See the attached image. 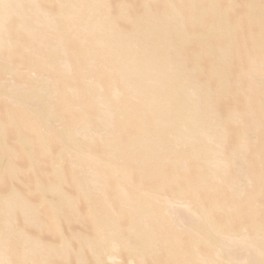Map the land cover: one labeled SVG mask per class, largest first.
I'll return each instance as SVG.
<instances>
[{
  "label": "rangeland",
  "instance_id": "obj_1",
  "mask_svg": "<svg viewBox=\"0 0 264 264\" xmlns=\"http://www.w3.org/2000/svg\"><path fill=\"white\" fill-rule=\"evenodd\" d=\"M36 1V3L32 4L33 6L26 2L28 3L26 11L24 7H22L24 9L23 12L21 11L22 15L25 16L23 13H26V15L30 16V18H28L27 16H25L26 18L24 17L25 23L23 20L24 18L21 17V19L23 18L22 21L20 19V16L17 15H14L15 17L12 16L11 19H8V22H6V37L9 41H7V43H12L13 46L11 47V45L9 44L11 48L10 49L9 46H7L8 44L6 43L7 45L4 46L5 48H0V120L4 121L6 119L5 122H7L9 120L8 118L13 117L14 115H25L28 112V108L30 111V109H32L33 107H36L38 111L32 113L31 117L35 118L36 122L39 123V125L43 120L45 114L43 110L46 109V107H49L51 115L49 121H47L48 126L45 130L42 129V126H37L38 124L35 123L36 126L34 125V127L37 128H33L32 126H30V124L29 126L32 129L27 131L29 128L25 127L26 123L23 122H31V120L33 119L30 120V115H27L29 117L28 120L24 119L25 116L22 115V119H24L21 120L23 121L22 123H20L21 121H19L18 119V127L23 126L19 129L24 128V133L26 131L25 135H27V137L29 135V138H32V143L28 146L29 150H31L32 152L29 151V154L23 151V144L21 140L18 139L19 129L16 123H12L11 120H9L10 122H7V126L4 129V139H6L4 140V145H2V141L0 139V166L1 163L3 164V162L1 161L5 160V158L7 159L8 155V157H10L9 161L12 160L11 164L14 163L15 165H12L14 166L13 169L15 173L12 176L9 174L7 169L0 170V210L4 207L2 200L5 198V196L11 194V190L13 191V189H15L16 191L18 190L17 192L24 195L23 197L25 199H23L25 201L27 200V203L29 202V205L33 207L32 210H34L36 221L30 220L32 222L31 224L29 220H26V218H24V214H22L21 212L17 213L18 209H16L14 213L15 215H13L15 221H12V226L10 225L4 229L5 232H8L10 230L8 232L10 240H8L9 243H7L9 245V248L6 246L7 244H5V246L8 249H20V245H22L23 240L18 237L16 233L17 229H22L23 231H25L27 237L33 240H37V244L39 243V240H41L44 243L43 245L45 247L44 249H42L43 245L40 243L42 245V247L40 246L41 249L39 248L40 251L37 250V253L32 255V257L36 256V258L32 259V257H30L26 260L20 259V254H12L11 251L6 249V254H9V256L7 255V257L5 255L6 259L3 256V260L5 259L3 263L33 264L35 261L34 264H40V259L43 258L41 263H44L45 258L47 262H45L44 264H48V261H52V263L49 264H77L76 257L78 258V256H76L77 254H73V249L72 251L69 250V245L71 246V248H74V251L79 252V241H77L78 239L75 238H77L79 235V240L86 239V237H88V239L92 238L95 229L94 224L89 220V217L87 216L90 204L78 191L80 190V186L85 183V180L86 184L88 185L92 182L94 183L96 180V183L94 184H98V191H100V193L102 192L101 194H103V198H101L102 195L99 192L95 191L96 193L100 194V197L94 193L95 195L92 197V199L96 198L95 196H97V198L93 199V202L98 198L101 199L94 202V206H96L97 209H102V212H100L101 214L103 213L102 215L105 214V216L107 217V214L109 213V215H111L109 217L118 219L119 225L117 226V229L119 228V230H121H118L119 233H125L124 235L132 237V239H130V241H132L130 242L131 246L132 244L137 245V243H139V240L134 235L140 230V227L130 225V221H132L133 215L127 212L128 210L126 211L127 203H125L124 201L120 202L118 200V194L121 188L125 189L126 191L128 190V193L131 194L132 197L135 198L133 199L137 200L138 202L140 201L144 204L145 201L150 200L154 209L157 210L160 207L164 206L166 203L168 204L169 202L174 201V197L178 194H183L184 197L193 195L194 190L196 191L195 185L199 183V186L197 187H200L198 189V192L200 193V203L203 204V209L199 213L192 214L191 212H185L183 206H178L177 204V206L174 205L173 211L171 210L173 212V215H168V213L167 215L165 214L164 218H162V223L167 224L166 221L170 219L169 217L172 218L173 216L176 218L178 216V219H181L182 217V219L185 220L183 221L181 219L182 222H179V224H173L170 227H167V225H163L162 223H160V226L158 225L162 228H157L161 229V231H157L155 235L156 237L154 236L155 239L153 240V243H156V245L160 244V247H157V249L161 251L159 252L155 248L156 254H154L155 252L152 253L150 251H146V253L143 251V255L138 254L137 257H142L146 262L145 264H173V261H175L173 260V258L176 259L177 257L175 258V256L177 255L175 254L176 247L173 245L171 246V242L172 240H174L175 244L176 237L177 242H182L181 246H183L184 244L189 245L190 242L192 243L191 240H199L198 244L201 243L200 245H202L201 247L200 245H198L199 251L201 250V253H203L204 255L207 253L210 256V253H213V249L210 243L205 240L207 237L206 235H209L208 238L211 237L212 243L214 239H216V237L212 236L209 232V230L214 229V225L216 223H229L232 232H235L233 236L229 237L223 235L218 236V238L222 239L223 243L229 244V249L226 250L228 251L226 254L234 259L241 257L245 253L247 255L253 254L254 247H252V244L256 243L257 246L261 244L262 246H264V231L261 230V232L257 235L251 229L256 223H259V225L262 223L263 226H261L264 230V0H262V2L260 0L104 1L106 4H104V7L106 8L107 6L108 8V10L104 8V11L106 10L105 13L110 14L107 15L110 19V26L112 25V28H114V30H120L122 35H124L123 32H126L127 39L125 38V40H127V42H135L139 44V46L140 42H143V44H141L142 46L145 45L146 42L148 43L149 39L150 42L153 39V44L155 46H153V44H151L150 42L148 44L150 46L152 45V49L158 47L156 48V50H158V54L156 53L157 55H155V49L154 51L149 50L152 51L153 54L151 52L150 53L153 58H155L154 55L156 56L155 59H157V57L159 58L160 56H165L167 57L166 59L170 61L169 63H173L170 68L167 67L168 65L166 66V68L170 70V73L174 74H170L167 70L165 73L166 75L168 72V76L166 75V79L168 78L169 80H171V76H176L177 79L173 78L171 82H177V85H179L180 83L182 86L184 85L185 88L187 86V88H192V100L194 99V102L199 101L201 103L200 106V103L198 102V108L200 106V112L198 111L199 115L197 116L198 120H200L199 118L201 117L202 122L200 123L203 124L204 121L203 125L205 127L203 126V130H205L206 127L208 129L214 127V130L209 131L210 129L207 130V128L205 130L209 134L208 137L211 138L209 141L208 139H206L207 141H204L205 138H203L202 141H199L200 139H197L195 137V139H197V142L199 141L198 144H195V140H193L194 147L191 146L192 149L191 147H189L191 144H188V146L184 147L188 148L187 150L189 151V153H187V151H185L186 149L183 148L184 145L180 146L181 148L179 147L178 149H176L179 152L177 153L178 155H181V152L188 154V156H185V160H187L185 161V165L179 166L175 169L172 167V165L168 166L171 163V161L169 162V160H173L175 157L179 158V156L171 155L170 159H167V162L165 160V162H161L162 164H160V168L162 169H160L159 172H156V175L155 171L150 168V160L142 158L144 152L146 151L140 148L141 151L138 150V152H140L141 156L138 157V152H134V154L132 153L133 151L131 152L130 150L131 142L129 139H133L134 137H137L138 134H140V132L138 131L140 120L138 121L139 118L137 117L138 119H136V117L133 116L131 119L130 111L138 110L140 108L139 106L141 104L140 102L142 98L144 100V98L148 96H142L140 100L128 103L125 101V95H127L128 93L124 88V90H122V93L119 94L121 96L123 95L122 97H116L112 94H109L108 90L110 89V84H112V81L114 82V80L112 79L113 77L116 78V74L115 72L113 73V71L112 74L111 71H107L106 73L105 71L107 66L106 68H104L105 66L100 64L101 66H103L102 68L99 65V62H97L98 60L96 59L98 58L99 61H101L103 59V57L100 59V55L102 53H98L100 57H97V54H95V56L92 55L93 60L94 57H96V62L93 63L94 66H88L89 68L86 66L88 60L86 59V57L80 55L79 53L80 48L78 39L82 38L80 33L78 39L77 34V36H67L62 42V48L53 50L52 48L54 44L52 45V43L56 38L58 39V35L56 34L58 27L56 26H59V24L55 26L56 32L54 31V27H51L52 29L50 28L51 30H49V27H46V24L41 21L43 19V17L41 16L44 15H40L39 12L43 9L45 11H43L44 14H48L47 9L48 11L53 10L55 8V5L48 3L47 0ZM38 1L39 3H41L39 4ZM24 3L25 2L23 1L22 5ZM251 4L256 7L260 4L262 7L258 6L259 8L251 11L248 9V6ZM29 5L31 6L30 10L28 9L30 8ZM34 6L36 11H39L37 15H34L36 12L34 11ZM31 10L32 12L34 11L33 15H30L32 13ZM29 12L31 13L28 14ZM34 17L35 20L33 19ZM171 17H176L178 18L177 22H179V20L181 22H172L173 20L171 19ZM39 18L42 19L40 20ZM169 18L171 19V23H175L173 24L174 28L175 25H181V27L178 26L180 28L176 27L177 29H172L170 27L172 26V24L170 23ZM37 19H39L41 24L38 23L39 21L37 22ZM160 19H163V21L165 20L164 22L169 21L170 26L167 24L168 22L165 23L168 26L165 25L160 27V24H156L157 27L162 29H158L157 31L155 27L154 31L152 29V26L155 25V23L151 26L149 24V20L157 21L159 23L160 21H162ZM259 20H261L263 23H259ZM113 21L116 25L112 23ZM153 21H150V23H153ZM143 23L149 24V26ZM163 23L162 25H164ZM146 26L149 27L150 31L147 30L148 27ZM144 27H146L147 29ZM143 28L144 31L142 30ZM130 32L133 34H131ZM143 32H145L146 34ZM31 33L33 34V36L34 34L39 35V38H37L38 36L36 37L35 35L36 39L34 37L33 41V37H30L29 35ZM147 33H149V35ZM156 33L159 34L157 35ZM135 34H139V37ZM142 34H145L147 36V38L144 39L145 42L141 41L144 36H142ZM133 35L135 36L133 37ZM140 35L142 36V39L138 42V40L141 38ZM150 35L155 36H153L152 38V36ZM52 37H54V39ZM131 37L135 39L132 40ZM162 37L164 39L166 38L165 41ZM30 38L32 41L30 40ZM154 38H160L158 40L159 42L156 40V42H158L156 43ZM161 41L163 43H161ZM256 43H260V45L262 46H259L262 49L257 47L258 44ZM161 44L164 45L163 47H165L166 45L168 46H166L167 49L165 53H163V51H161L162 49L159 48L160 46H158ZM142 47L141 49H143ZM63 48L66 49L65 51L66 53H68L66 54V57L64 54V58L66 59H64V61H67L68 64L64 68H59L62 67L61 64H63L64 62L62 57L63 51L61 50ZM257 48H259V50ZM139 50L135 49L136 52H138ZM141 52L142 50L137 54L141 56ZM152 56L148 58L151 60L153 59ZM155 59L151 60L153 62L147 61L148 65H153V63H157L159 65L160 63L158 62L160 61L156 62ZM103 61L104 59L101 62ZM254 62L256 64H253ZM260 62H262L263 64L260 65ZM97 65H99V67ZM95 66H97V68L94 69L93 67ZM108 68L110 67L108 66ZM90 69L94 70L91 72ZM108 72L111 75H108ZM104 73L105 75H103ZM175 73H177V75H175ZM94 74L95 76H93ZM180 74L184 77L180 78ZM84 75L86 76V78H84ZM88 77L90 79L87 80ZM260 77L261 79H259ZM92 80L95 81L96 84L95 82L93 83ZM28 97L32 98L27 99ZM120 98H122L124 101H122V99ZM193 101L190 102V105L193 104ZM107 103L110 109L107 108L108 115L106 116H108V121H110V123H108V125H106V127L104 128L105 130H109V134L112 132L109 136L107 135L108 138L113 134L110 137L111 140L109 138L110 143L111 141L114 142H112L113 144L111 143V145H109L111 146V148L112 145H114L113 152L112 149L109 148L108 145L104 142L106 135H103L102 139L101 137H96L93 135V138L90 139L82 135L76 136L75 141L78 138L79 142L78 140L76 142L74 141L72 143L71 149L70 146H68L65 142L67 141L64 136L66 132L73 131L75 127L74 124H77V121L82 117L89 120V125H91L90 123H93L91 127L86 130L87 132H92L93 130H95V132H100L99 128H101V123H99L97 117H102V119H105L106 116L104 115V117L103 115H101L102 112L100 113V107H103L104 105H106L107 107ZM124 104H127V106L125 105L126 107L124 109L122 108V110L117 111L114 109L116 107H121L122 105L124 106ZM203 105L204 107H202ZM83 108L85 109L83 110ZM110 110L113 113L112 118ZM209 110L211 112L210 116L207 115L209 113ZM10 111L12 112L13 116L11 115ZM158 112L157 113L159 115H163L165 113L164 110H160ZM128 114H130V116ZM202 114L205 118H210V120L207 119L210 121V123L207 120H203ZM149 115L148 118L152 119L153 116ZM186 115L190 117L192 116V113H187L180 118L188 117ZM18 117L19 116L15 118ZM148 118L146 119L148 120ZM208 123L210 124L209 127ZM199 127L200 129H198V131L201 130L202 126ZM215 128L216 131L219 130L218 134L221 136V138L216 133ZM194 131L196 132V130ZM40 132L42 134H40ZM213 132H215L217 135H214ZM210 135H212L213 137H210ZM201 136L199 135L198 138H201ZM216 136L219 137L217 138ZM214 137L217 138L216 141ZM212 138L214 139V143L216 142L215 144H217V148L219 145L218 150L220 151H217V149H215L216 146H214L215 144L211 143L213 142L211 141ZM99 139H101L103 142ZM168 139L172 140L173 138L168 137ZM203 142L207 145L205 146ZM208 142L211 143L212 147L208 145ZM44 144H46V146H44ZM202 144L207 148L203 147ZM221 146L223 148H220ZM210 147L214 148V151L209 150ZM202 148L208 149L209 151L207 150V152L203 149L202 152ZM3 150H5L6 152H4ZM13 150L15 152H13ZM142 150L144 151L143 153ZM197 150H201V152L198 151L201 157H198L197 159L200 158V160H197L196 162L194 156H192L191 153H193L194 155ZM204 151L206 154L204 153ZM216 151L218 152L217 154H219L220 152L219 156H216L217 154H212V152L216 153ZM107 153L109 155H107ZM208 153L211 154L207 156ZM30 154H34L32 155V158ZM196 154L197 153H195V155ZM203 155H205V157H203ZM2 156H5L4 159L2 158ZM79 157L82 160H80ZM206 157L207 159L211 158L209 160V164L211 163V168H208V161L206 162L207 159H204ZM217 157L219 158V160L217 159ZM75 158H77V162ZM98 158L101 160H99ZM212 158H215V160L213 159L215 162L221 161V165L219 164V166L222 167L223 171L219 169L221 167L218 168L219 171L218 169H215L216 163H214L215 165L213 164L214 161L212 160ZM85 160L87 162H84L83 164L82 161ZM91 160H94L97 166L90 165ZM74 161L77 163L78 168L73 165ZM204 161L206 162V164L204 163ZM54 162H58L59 164L56 170H54ZM86 163H89L87 165L91 167H86ZM222 163L224 164V167ZM239 164L241 167H239ZM242 164L244 165V167L242 166ZM71 166L76 167V170L72 169L74 167ZM139 166L143 168V171L141 167L139 169ZM239 168L240 171L238 170ZM241 168L242 170L243 168H246V171H241ZM117 170L121 171L120 173H126H124V179H122L120 183L121 188L118 186V181L115 178L116 176L113 175V173L117 172ZM211 170H213V173L210 172ZM57 172L63 175L62 179L59 180L55 178L57 177L55 176L57 175ZM242 172L244 175L242 174ZM208 173H212L215 176H210V174ZM110 176H113L112 179ZM175 176H177L178 179L175 178ZM87 177L91 182H88L89 180ZM208 177L213 180H206V185L207 183H210L207 187L200 181V179ZM36 178L44 182L45 189H47V185H49L51 179L52 182H56L57 184L59 183L60 185H62V189H64L63 191L68 200L66 199V197L60 196L59 198V196L51 195L46 191L44 192V190L42 189H38L37 186H35L36 184L34 183ZM107 178L110 181H108ZM80 180L84 182L81 183ZM106 180L108 181V183ZM93 186L91 185L90 188ZM210 186H212V191H210V189L208 190ZM97 187L95 186V188L93 187L94 189L91 188V190H97ZM87 188L90 189L88 186ZM204 189L206 191H204ZM92 191L89 190V192H91L89 196H92ZM211 192L213 193L211 195H214L213 198L212 196H210ZM215 194L217 195V197ZM45 195H47L49 200H43ZM209 197L211 198L210 200ZM219 197H223V199H219ZM67 201H69L70 203H68ZM71 201L74 203L76 202V205L78 207L76 205L74 206V203H72ZM212 201L214 203L220 201V206L215 209V211L213 210L214 212L212 211L213 213L209 215V220L207 222H205L201 227H196L195 225L199 223V218L201 216H206L207 214H209L207 207L210 204L209 202ZM50 202H54L55 206H57L56 208L59 209L58 213L61 216V218L59 217V219H61L62 221L60 222L63 226V234L67 237V239L71 241V243H69V241L67 240L69 245L63 244L59 246L55 243L57 241L56 236L58 235V229L48 224L49 221L51 222L50 218L52 216ZM71 204H73L72 206H74L76 209L73 208ZM136 206L138 207V204H135V207ZM141 206L143 205H140L141 209L139 208V210L142 211V209L144 208H142ZM66 208L70 211L66 210ZM78 210L80 212H78ZM229 211L232 214L230 217H232L233 219H227L230 218L227 217L228 215H230ZM1 212L2 211H0V214ZM233 212L235 213V215L233 214ZM70 215H73L79 221L73 216L70 217ZM119 215L121 216L119 217ZM67 217L71 218L70 220L72 221L70 223L67 222V219H69ZM39 218L41 219V221L39 220ZM149 220H152V218H149ZM227 220L229 221L227 222ZM37 223H40L41 225ZM161 224L163 226H166L164 230H162L164 227L161 226ZM244 229H248V231L251 232L242 235L244 233ZM75 234L79 235H77L76 237L74 236ZM240 234L241 236H239ZM155 240L159 241L155 242ZM161 240L162 244L164 243V245L168 243L166 244L167 247L166 245L164 246L160 243ZM55 247L56 249H54ZM57 247L60 249L63 248L59 252H64V255L59 256V258H56L55 255V251L58 249ZM83 247L84 248L82 255L83 258L85 257V263L96 264L95 259L93 258L91 252L88 250V247ZM51 249H53V254L52 252H50ZM122 249L123 247L120 249V252L122 253L119 252L120 259L118 258L117 261L115 260V263L114 261L111 262L106 260L105 257H102V263L140 264V261L137 257H134V262L129 261V250L124 248V251H122ZM186 249L187 250H184L183 255L193 252V249H191V247H186ZM149 252L152 254H150ZM46 253L49 254V256ZM65 253H67V255L70 254L67 257L68 259L65 258ZM212 255L210 257L215 260L213 264L217 262V264H230L226 263L223 258H219L217 260V256L214 257ZM46 256H48L49 258L47 259ZM50 256L52 260L50 259ZM52 256L53 258L55 257L54 259L56 261L52 258ZM87 256L89 259L87 258ZM60 257L64 260H61ZM180 258V262H182L183 257L180 256ZM35 259H38V261H36ZM214 260L211 261L213 262ZM30 261L33 263H31ZM178 262L179 260L177 261V263L174 262V264H178ZM242 262L243 261H240L236 264H263L264 257L257 258L255 259V261L250 259L246 262ZM206 263H209L208 259L200 260L198 262L196 261L193 264Z\"/></svg>",
  "mask_w": 264,
  "mask_h": 264
},
{
  "label": "bare ground",
  "instance_id": "obj_2",
  "mask_svg": "<svg viewBox=\"0 0 264 264\" xmlns=\"http://www.w3.org/2000/svg\"><path fill=\"white\" fill-rule=\"evenodd\" d=\"M25 2L23 5H25V6H23L22 5V2ZM41 1V0H40ZM105 0H47V2L48 3H51V4H54L55 5V8L53 9V10H49L48 11V9H47V12H48V14L47 13H45L44 14V10L42 9V7H41V9H42V11H36V9H35V6H34V9H32V10H34V11H36L35 12V14L34 15H37L38 14V12H39V14L40 15H44V16H41V17H43V19L42 18H39L41 21H43V23H45L46 24V27L48 26L49 27V30H51L52 28L51 27H54L53 29H54V31L56 32V27H58L57 28V35H58V39L56 38L55 39V41L52 43V45L54 44V46H53V50H58V49H60V48H62L61 46H62V42H63V40L67 37V36H69V35H75V36H77V39H78V37L81 35V37L82 38H80V39H78L79 40V42H78V44H79V48H80V51H79V53H80V55H83L84 57H86V59L88 60L87 61V67L89 66V67H92V66H94V62H96V60H98L97 62H99V65L101 64V65H103V66H105L104 68H106V66H107V68H106V73H107V71H111V74H112V71H113V73L115 72V74L117 75H115V77L116 78H114L113 77V79L112 80H114V82L112 81V84H110V89L108 90V93L109 94H112L113 96H116V94L119 92V93H122V90H126L127 91V95H125V93H124V95L126 96V102H128V103H130V102H132V101H138V100H140L141 98H142V96H148V97H146V98H144V100H143V98H142V100H141V104H140V108L138 109V110H136V111H130V114H131V119H132V116L133 117H136V119H138V121H139V132H140V134H138L137 135V137H134L133 139H129L130 140V142H131V146H130V150H131V152L132 153H137L138 152V150H140L141 151V149H143L144 151H146V152H144L143 150H142V153L144 152V155L142 156V158L143 159H146V160H150V164H151V166H150V168L151 169H153L154 171H155V175H156V172H159V170L160 169H162V168H160V164H162L163 162H167L168 160L167 159H170V156L171 155H174V156H179V158H171V159H173V160H169V162L171 161V163L168 165V166H170V165H172V167L175 169V168H177V167H179V166H182V165H185L186 164V162L185 161H187V160H185V156H188V154H186V153H183V152H181L182 154L180 155H178L177 153H179L176 149H178L180 146H182V145H184L183 146V148L184 147H186V146H188V144H191L189 147H194L193 146V140H195V144L197 143L198 144V142L199 141H202V139L203 138H205L204 139V141H207L206 139H208L209 137H208V132H206L205 130H206V128H205V130H203L204 128H203V124H204V121H203V124L202 123H200V122H202L201 121V117L199 118L200 120H198V116L197 115H199L198 114V111L200 112V106H201V103L199 104L200 106H199V108L197 107L198 106V102H194L193 100H192V95H193V90H192V88H185L184 87V85L182 86L180 83H179V85H177L176 83H174V82H171L172 81V79L173 78H176V76L175 77H172L171 76V80H169L168 78L166 79V77L168 76V72H167V76L165 75V73H166V71L168 70L167 68H166V66L167 67H171L172 65H173V63L171 64V63H169L170 61L168 60V59H166L167 57H163V56H160L159 58L157 57V59H159V60H157V59H155L156 58V56L155 55H157L158 54V50H156V48H158V47H156V48H151V46L150 45H148L149 44V42H150V39H149V41H148V39H147V41H148V43H147V45H146V43H145V45H142L141 46V44H143V42L141 43L140 42V46H139V44H137V43H131L130 41H128L127 42V40H125V38L127 37V34H126V32H123V34L124 35H122L121 34V32H120V30L119 31H117V30H114V28H112V25L110 26V24H109V16H107V15H110V14H107V13H105L106 12V10H108V8H107V6H106V8L104 7V4H105V2H104ZM261 2H262V0H260ZM259 1V2H260ZM26 2H28L30 5H32L33 3H36L37 1L36 0H0V48L1 47H3V48H5L4 46L5 45H7L8 43H7V41H8V39H7V32H6V22H8V19H11V17L13 16V17H15L14 15H17V16H20V19H21V17H25V16H27L28 18H30V16L29 15H26V13H23L25 16H23L22 15V12H23V10L25 9V11H26V8H27V5H28V3H26ZM38 3H39V1H38ZM41 3V2H40ZM39 3V4H40ZM38 4V5H39ZM4 5H9L10 7H7V8H5L4 7ZM29 5V6H30ZM42 5V4H41ZM106 5V4H105ZM262 5H263V3H262ZM33 6V5H32ZM258 6H261L260 4L258 5ZM256 7V6H254V5H249L248 6V9L249 10H255L256 8H259V7ZM22 7H24V9L22 8ZM262 7V6H261ZM260 7V8H261ZM33 8V7H32ZM104 8L106 9L105 11H104ZM29 10L31 9V6H30V8H28ZM41 9H39V10H41ZM263 9V8H262ZM32 10H31V12H32ZM22 11V12H21ZM33 11V12H34ZM44 11V12H43ZM31 12H29L28 14H30ZM33 12L30 14V15H33ZM108 12V11H107ZM43 13V14H42ZM126 15V14H125ZM38 17V16H37ZM36 17V18H37ZM111 17V16H110ZM22 18V19H23ZM26 18V17H25ZM25 18L23 19L24 20V23H25ZM176 18V17H175ZM172 18L171 17V19L173 20L172 22H177V20H178V18ZM21 19V20H22ZM34 20H35V17L33 18ZM39 19H37V22L39 21ZM112 19V18H111ZM170 18H169V21L171 20ZM22 20V21H23ZM28 20V19H27ZM30 20V19H29ZM160 20H162V21H160ZM160 20H158V21H160L159 23L157 22V21H153V20H149V24L152 26L154 23H155V25H153L152 27V29L155 31V27H156V29H157V31H158V29H162V28H159V27H157V25L156 24H160V27H162V26H165L166 24L165 23H167L169 26H170V24H169V21H166V22H164L163 21V19H160ZM175 20V21H174ZM150 21H153V23H150ZM57 22V23H56ZM147 22H148V20H147ZM164 22V23H163ZM179 22H181L180 20H179ZM179 22H177V23H179ZM260 22H262L261 20H259V23ZM264 22V21H263ZM262 22V23H263ZM38 23H40L41 24V22L39 21ZM42 23V24H43ZM112 23H114L115 24V22L113 21ZM162 23L164 24V25H162ZM170 23H171V21H170ZM39 24V25H40ZM57 24H59V26L57 25ZM143 24H145V23H143ZM142 24V25H143ZM149 24H145V25H148L149 26ZM172 24V26H170L172 29H177L176 27H178V26H180L181 27V25H175V28L173 27L174 25L173 24H175V23H171ZM57 25V26H56ZM116 25V24H115ZM141 25V26H142ZM168 25H166V26H168ZM43 26V25H42ZM56 26V27H55ZM137 26V25H136ZM140 26V27H141ZM148 26H146V27H148ZM44 27H45V25H44ZM114 27H116V26H114ZM146 27H144V28H146ZM180 27H178V28H180ZM51 28V29H50ZM144 28L142 29L143 31H144ZM147 29V28H146ZM145 29V30H146ZM151 29V28H150ZM138 30V29H137ZM141 30V31H142ZM147 30H149V27H148V29ZM152 30V31H153ZM159 30V31H160ZM120 32V33H117V32ZM139 31V30H138ZM150 31V30H149ZM151 31V32H152ZM153 31V32H154ZM135 32V31H134ZM137 32V31H136ZM178 32H179V30H178ZM35 33V32H34ZM59 33V34H58ZM79 33H80V35H79ZM131 33V32H130ZM139 33V32H138ZM141 33V32H140ZM143 33H145V32H143ZM155 33V32H154ZM77 34V35H76ZM131 34H133V33H131ZM146 34V33H145ZM145 34H142V36H143V39H142V36H141V38L138 40V42L141 40V41H144V39L145 38H147V36L145 35ZM148 35H149V33H147ZM157 34V33H156ZM155 34V35H156ZM159 34V33H158ZM157 34V35H158ZM30 35V37H33L32 38V40L34 41V37H35V35H36V37L37 38H39V35H37V34H34V36H33V34L31 33V34H29ZM54 35H55V33H54ZM53 35V36H54ZM136 35V34H135ZM135 35H133V37L135 36ZM155 35H153V36H155ZM156 35V36H157ZM123 36H124V38H123ZM130 36H132V35H130ZM136 36H138L139 37V34L138 35H136ZM150 36H152V35H150ZM153 36H152V38H153ZM36 37H35V39H36ZM137 37V38H138ZM159 37H161V36H159ZM53 39H54V37H52ZM132 38V37H131ZM151 38V37H150ZM151 38V39H152ZM163 38V37H162ZM127 39V38H126ZM133 39H135V38H132V40ZM155 39V42H156V40L158 41L159 39L157 38H154ZM164 39V38H163ZM166 39V38H165ZM165 39H164V41H165ZM30 40H31V38H30ZM31 40V41H32ZM130 40V39H129ZM162 40V39H161ZM37 41H38V39H37ZM36 41V42H37ZM40 41V40H39ZM125 41V42H124ZM163 41V40H162ZM161 41V43H163ZM9 42V41H8ZM130 42V43H129ZM137 42V41H136ZM145 42V41H144ZM159 42V41H158ZM158 42H156V43H158ZM7 43V44H6ZM151 44H153L154 42H153V39H152V41L150 42ZM155 43V44H156ZM10 45H11V47L13 46V44L12 43H9ZM9 44L7 45V46H9ZM165 44H166V42H165ZM256 44H258V43H256ZM263 44H264V42H263ZM157 45V44H156ZM260 43L258 44V46L257 47H259V48H261L260 46H262V45H260ZM6 46V47H7ZM153 46H155L154 44H153ZM158 46H160L159 48H161L160 50L161 51H163V53H165L166 52V46L165 47H163L164 45H158ZM163 48H162V47ZM141 47L144 49H141ZM150 49H149V48ZM168 47V46H167ZM255 47V46H254ZM9 48H10V46H9ZM164 48H165V51H164ZM259 48H257L258 50H259ZM11 49V48H10ZM10 49H9V51H10ZM64 49V48H63ZM61 49L62 51H63V61H64V54H65V57L67 56L66 54H68V53H66V49ZM73 49V48H72ZM135 49H140L138 52H140L141 50H142V52H141V56H139V54H137L138 52H136L135 51ZM154 49L156 50L155 51V55H154V57L155 58H153V56L151 55V53H152V51H154ZM256 49V50H257ZM262 49V48H261ZM76 50V49H75ZM149 50H152V51H149ZM159 50V51H160ZM78 51V50H77ZM76 51V52H77ZM65 52V53H64ZM69 52V51H68ZM136 52V53H135ZM151 52V53H150ZM74 53V52H73ZM98 53L100 54V53H102L100 56L98 55ZM157 53V54H156ZM4 54V53H3ZM95 54H97L98 56L97 57H100V59L103 57V59H104V61L103 62H101V61H99V59L97 58L96 60H95V58L96 57H94V60H93V56H95ZM153 54V53H152ZM160 54V53H159ZM162 54V53H161ZM5 55V54H4ZM93 55V56H92ZM152 56V58L153 59H155V61L156 62H158V61H160V62H158V63H160L159 65L156 63H153V65L152 64H150V65H148V62H150L151 60H153V59H149L151 56ZM69 56V55H68ZM79 56V55H78ZM90 56H92V57H90ZM81 57V56H80ZM141 57V58H140ZM149 57V58H148ZM92 58V59H91ZM147 59H149V60H147ZM66 60V59H65ZM62 61V62H63ZM148 61V62H147ZM260 61V60H259ZM262 61V60H261ZM264 61V60H263ZM151 62H153V61H151ZM253 62V61H252ZM60 63H61V60H60ZM261 64L260 65H262L263 63L262 62H260ZM68 63H67V61H64L63 62V64H61V66L62 67H59V68H64V67H66V65H67ZM86 64V63H85ZM97 64V63H96ZM253 64H256L255 62L253 63ZM259 64V63H258ZM99 65H97L98 67H99ZM100 65V66H101ZM170 65V66H169ZM97 66H95V67H93L94 69L95 68H97ZM103 66H101L102 68H103ZM108 66L111 68V70H110V68H108ZM88 67V68H89ZM165 67V68H164ZM84 68V67H83ZM87 68V69H88ZM93 69V70H94ZM108 69V70H107ZM84 70V69H83ZM82 70V71H83ZM86 70V69H85ZM93 70H91L90 69V71L92 72ZM100 70V69H99ZM104 70V69H103ZM102 70V71H103ZM96 71V70H95ZM101 71V70H100ZM169 71V73H170V70H168ZM87 73V72H86ZM93 73H95V72H93ZM83 74H85V73H83ZM88 74V73H87ZM86 74V75H87ZM91 74V73H90ZM111 74H109V72H108V75H111ZM170 74H174V73H170ZM103 75H105V73L103 74ZM175 75H177V73H175ZM181 75V74H180ZM85 76V75H84ZM93 76H95V74L93 75ZM101 76V75H100ZM99 76V77H100ZM103 77V76H102ZM101 77V78H102ZM180 78L181 77H184V76H179ZM179 77H178V79H179ZM84 78H86V76L84 77ZM100 78V79H101ZM107 78V77H106ZM88 79H90L89 77L87 78V80ZM104 79V78H103ZM177 79V78H176ZM175 79V80H176ZM259 79H261V77L259 78ZM86 80V79H85ZM105 80V79H104ZM181 80V79H180ZM179 80V81H180ZM93 81V80H92ZM97 81V80H96ZM101 81V80H100ZM178 81V80H177ZM257 81V80H256ZM90 82H91V80H90ZM95 81H93V83H94ZM166 82V83H165ZM89 83V82H88ZM95 84H96V82H95ZM94 84V85H95ZM264 84V83H263ZM86 85V84H85ZM88 85V84H87ZM82 86H83V84H82ZM122 86V87H121ZM92 87V86H91ZM184 87V88H183ZM124 88V89H123ZM91 89V88H90ZM83 91H85V90H83ZM90 91V90H89ZM88 91V92H89ZM105 94V93H104ZM93 95V94H92ZM104 96V95H103ZM121 95H119V97H120ZM123 96V95H122ZM121 96V97H122ZM32 97H28L27 99H31ZM93 98H94V96H93ZM115 99H116V97H115ZM120 99H122V98H120ZM118 100V99H117ZM121 101V100H120ZM122 101H124L123 99H122ZM193 101V106L192 105H190V102H192ZM21 102V101H20ZM110 104V103H109ZM120 104V103H119ZM122 104V103H121ZM29 105V104H28ZM107 105H108V103H107ZM127 106V104H124V106L122 105L121 107H116V108H114L116 111L117 110H122V108L124 109L126 106ZM139 105V104H138ZM118 106V105H117ZM114 107H115V105H114ZM202 107H204V105L202 106ZM101 109V111H100V113L102 112V114L101 115H108V111H107V108H109V105L106 107V105H104L103 107H100ZM112 108V107H111ZM85 108H83V110H84ZM110 109V108H109ZM199 109V110H198ZM202 109V108H201ZM160 110H164L165 111V113L163 114V115H159L158 113V111H160ZM35 111H38V109L35 107H33L32 109H30V111H29V108H28V114L26 113L25 115L24 114H20V115H14L15 117H17V116H19V117H21V118H15L14 116H13V114H12V112H11V115L13 116V117H9L8 119L9 120H11V122L12 123H16V125H17V127H18V124H17V122H18V119H19V121H21V120H24V119H26V120H28L29 119V117H31L32 116V113H34ZM44 111V117H43V120L41 121V123H40V125H39V123H37L36 122V120H35V118H30V120L31 119H33V120H31V122L30 121H26V122H23V121H21L20 123H26V126L25 127H27V128H29L27 131H29L30 129H32L30 126H32L33 128H37V127H34V125L36 126V124H38L37 126H42V129H46V127L48 126V124H47V121H49V119H50V115H51V111H50V109H49V107H46V109H44L43 110ZM107 111V112H106ZM115 111V112H116ZM204 111H206V110H204ZM31 112V113H30ZM110 112H111V110H110ZM158 112V113H157ZM202 112H203V110H202ZM25 113V112H24ZM106 113V114H105ZM187 113H192V116H188V115H186V116H188V117H183V118H180L181 116H183V115H185V114H187ZM211 112H210V110H209V113L207 114L208 116H210L211 114H210ZM111 114V118H112V112L110 113ZM109 114V115H110ZM130 114H128L129 116H130ZM151 115V116H153L152 117V119H150V118H148V115ZM158 114V115H157ZM162 114V113H161ZM25 116L24 117V119H22L23 118V116ZM29 117H28V116ZM101 115H99V116H101ZM149 115V116H150ZM191 115V114H190ZM204 115H205V113H204ZM204 115L202 114V118H203V120H207V119H209L210 120V118H205L204 117ZM104 116V117H105ZM28 117V118H27ZM110 117V116H109ZM138 117V118H137ZM207 117V116H206ZM79 118V117H78ZM127 118V117H126ZM146 118H148V120L146 119ZM205 118V119H204ZM212 118V117H211ZM97 119L99 120V123H101L100 125H101V128H99L100 129V132L99 131H97V132H95V130H93L92 132H87L86 130L87 129H89L90 127H91V125L93 124V123H90L91 125H89V120H87L86 118H81V119H79L78 121H77V124H74L73 122V124L75 125V127H74V129H73V131H71V132H66V134L64 135L65 136V138H66V140L67 141H65L66 142V144L68 145V146H70V148H71V146H72V143L75 141V139H76V136H79L80 135V130L81 129H83V131L85 130L86 131V133H85V135H83V136H86V137H88V139H90V138H93V136H98V137H101V139H102V136L103 135H106V138H105V143L108 145V147L109 148H111V146H109V145H111V143L113 142V141H111V143H110V140H111V136L113 135H111L109 138H110V140H109V138L107 137V135L109 136L110 134H109V130H105V128L104 127H106V125H108V123H110V121H108L109 120V118H108V116H106L105 117V119H102V117L100 118V117H97ZM152 121H150V120ZM7 121V122H10V121ZM35 120V121H34ZM77 120V119H76ZM123 120V119H122ZM126 120V119H125ZM209 120H207V121H209ZM6 121V119L4 120V121H2V120H0V139H1V141H2V145H4V140H6V139H4V129H5V127L7 126V122H5ZM33 121H34V124H33ZM94 121V120H93ZM112 121V120H111ZM147 121V122H146ZM149 122V123H148ZM151 122V123H150ZM212 122V121H211ZM19 123V124H20ZM27 123H28V125H27ZM36 123V124H35ZM205 123H207V122H205ZM209 123H210V121H209ZM208 123V127H209V124ZM31 124V125H30ZM72 124V125H73ZM30 125V126H29ZM70 125V124H69ZM207 125V124H206ZM211 125H212V123H211ZM199 126H202L201 127V130H199L198 131V129H200V127ZM20 127H23V126H20ZM20 127H18V129L20 128ZM73 127V126H72ZM199 127V128H198ZM205 127V126H204ZM211 127V126H210ZM26 128V129H27ZM104 128V129H103ZM197 128V129H196ZM214 127H212V128H207V130H209V131H211V130H214L213 129ZM17 129V130H18ZM70 129V128H69ZM196 130V132L194 131V130ZM24 128L23 129H19L18 131V133H19V137H18V135H17V137H18V139L19 140H21V142H22V144H23V151L25 152V153H27V154H29V151H31V150H29V148H28V146L32 143V138H29V135H28V137H27V135H25V133H26V131H25V133H24ZM182 130V131H181ZM183 132L185 135H193L194 136V138L192 139V142H190V141H188V140H185V139H183V138H186V136H181V132ZM198 131V132H197ZM215 131H216V128H215ZM218 131L219 130H217L216 131V133L218 134ZM220 131H223V130H220ZM114 133V132H113ZM197 133H198V135H197ZM200 133V134H199ZM215 132H213V134L215 135L216 134ZM222 133V132H221ZM39 134V133H38ZM40 134H42L41 132H40ZM212 134V133H211ZM216 134V135H217ZM93 135V136H92ZM195 135H197V136H195ZM201 136V138L199 137L198 138V136ZM204 135H206L205 137H203ZM219 135V134H218ZM134 136V135H133ZM166 136H168V137H170V138H173L172 140L171 139H168V137H166ZM212 135H210V137H211ZM220 136V135H219ZM218 136V137H219ZM43 137V136H42ZM85 137V138H86ZM195 137L197 138V139H200L198 142H197V139H195ZM213 137V136H212ZM217 137V136H216ZM216 137H214L215 138V141H216V139L218 138H216ZM223 137V136H222ZM64 138V139H65ZM114 138V137H113ZM167 138V139H166ZM220 138H221V136H220ZM219 138V139H220ZM101 139H99V140H101ZM61 140V139H60ZM77 140H78V142H79V139L77 138ZM76 140V141H77ZM91 140H93V139H91ZM62 141V140H61ZM75 141V142H76ZM102 141V140H101ZM208 141H209V139H208ZM211 141H213V142H211ZM210 142L211 143H214V139L212 138V140H211ZM103 142V141H102ZM210 142H208V145L209 146H211V143ZM110 143V144H109ZM114 143V142H113ZM112 143V144H113ZM200 143H202V142H200ZM210 143V144H209ZM216 143V142H215ZM214 143V144H215ZM6 144H7V142H6ZM78 144V143H77ZM203 144H205L204 142H203ZM202 144V146L203 147H205L207 144H205V146ZM86 145V144H85ZM44 146H46V144H44ZM43 146V147H44ZM115 146H116V144H115ZM214 146H216V148L215 149H217V151H220V150H218V148H219V145H218V148H217V144H215ZM192 147H191V149H192ZM198 147V146H197ZM200 147H201V145H200ZM212 147V146H211ZM210 147V149L209 150H211V151H214L213 149L214 148H211ZM6 148V147H5ZM9 148V147H8ZM113 148H114V145H112V152H113ZM141 148V149H140ZM181 148V147H180ZM183 148H182V150H183ZM205 148H207V147H205ZM209 148V147H208ZM220 148H223L222 146L220 147ZM67 149V148H66ZM72 149V148H71ZM184 149H186L185 151H187V153H189V151L187 150L188 148H184ZM194 149V148H193ZM198 149V148H197ZM203 149L204 148H202L201 150H202V152H203ZM6 150V149H5ZM5 150H3L4 152H6ZM201 150L199 151V150H197V152H195V153H197L196 155H195V153H194V155H193V153H191V155L192 156H194V158H195V160H196V162H197V160H200V158L199 159H197L198 157H201L200 156V153L199 152H201ZM205 151H207L208 149H204ZM208 150V151H209ZM180 151V150H179ZM194 151V150H193ZM199 151V152H198ZM205 151H204V153H205ZM207 151V152H208ZM216 151V153H214V152H212V154H217L218 152ZM2 152V151H1ZM8 152H9V150H8ZM13 152H15L14 150H13ZM12 152V153H13ZM32 152V151H31ZM11 153V152H10ZM106 153V152H105ZM134 153V154H135ZM3 154H5V153H3ZM111 154V153H110ZM138 155H135V156H138V157H140L141 155H140V152H138L137 153ZM198 154H199V156H198ZM206 154V153H205ZM209 154H211V153H208L207 154V156H209ZM219 154H220V152H219ZM219 154H217L216 156H219ZM11 155V154H10ZM31 155V154H30ZM32 155H34V154H32ZM32 155H31V158H32ZM104 155V154H103ZM107 155H109L108 153H107ZM105 156V155H104ZM111 156V155H110ZM169 156V157H168ZM174 156H172V157H174ZM197 156V157H196ZM211 156V155H210ZM5 157V156H4ZM4 157L2 156V158L4 159ZM14 157V156H13ZM108 157V156H107ZM191 157V156H190ZM203 157H205V155H203ZM212 157H215V156H212ZM9 158L10 157H8V155H7V159L5 158V160H3V161H1V162H3V164L1 163V168H0V170H2V169H7L8 170V172H9V174L10 175H14V173H15V171H14V169H13V167L15 166L14 165V163H12L11 164V162H12V160H10L9 161ZM80 158V157H79ZM101 158H102V156H101ZM34 159V158H33ZM32 159V160H33ZM76 159V162H77V158H75ZM99 159V158H98ZM204 159H207V157L206 158H204ZM211 158H209V159H207L206 160V162L208 161V168H211L210 167V164H209V160H210ZM215 160V158H212V160ZM217 159L219 160V158L217 157ZM80 160H82L81 158H80ZM99 160H101V159H99ZM165 160V161H164ZM202 160H203V158H202ZM213 160V161H214ZM34 161V160H33ZM36 161V160H35ZM79 161V160H78ZM89 161V160H88ZM213 161H211V162H213ZM75 161H74V163H73V165L74 166H76L77 167V163H76ZM84 162H87L86 160L85 161H82V163L84 164ZM162 162V163H161ZM201 162V161H200ZM203 162V161H202ZM206 162L204 161V163L206 164ZM221 162V161H220ZM220 162L219 161H214L213 162V164L214 163H216V166H218V167H216L215 166V169H218L219 167H221V166H219V164H220ZM76 163V164H75ZM120 163V162H119ZM34 164V163H33ZM87 164H89V163H86V167H88V168H90L89 167V165H87ZM165 164H167V163H165ZM203 164V163H202ZM241 164V163H240ZM240 164H239V167H241L240 166ZM244 164V163H243ZM242 164V166L244 167V165ZM12 165H14V166H12ZM36 165V164H35ZM34 165V166H35ZM58 162H54V170H56L57 168H58ZM90 165H93V166H97L96 165V163H95V161L94 160H91V162H90ZM164 165V164H163ZM163 165H162V167H163ZM199 165H201V164H199ZM204 165V164H203ZM215 165V164H214ZM221 165V164H220ZM222 165H223V167H224V164L222 163ZM74 166H71V167H74ZM167 166V165H166ZM206 166V165H205ZM212 166V165H211ZM76 167H74V168H72V169H75ZM83 167V166H82ZM140 167L141 166H139V169H140ZM171 167V168H172ZM199 167V166H198ZM226 167V166H225ZM16 168V167H15ZM78 168V167H77ZM79 168H80V166H79ZM142 168V167H141ZM213 168V167H212ZM118 169V168H117ZM219 169H221L222 171H223V169H222V167L221 168H219ZM219 169H218V171H219ZM246 169V168H245ZM244 168H243V170H242V168H241V171H243V172H245L246 170H245ZM76 170V169H75ZM78 170V169H77ZM221 170H220V172H221ZM239 171H240V168L238 169ZM74 171V170H73ZM142 171H143V168H142ZM145 171V170H144ZM121 171H118L117 170V172H114L113 173V175L114 176H116L115 178L117 179V181H118V186L121 188V186H120V183H121V181H122V179H124V173H120ZM210 172H212L213 173V170H211ZM224 172H225V170H224ZM243 172H242V174H243ZM211 173V174H212ZM217 173V172H216ZM1 174V173H0ZM57 175H55V176H57V177H55L56 179H62V174H60L59 172H57L56 173ZM126 174V173H125ZM208 174H210V173H208ZM210 174V176H215V175H211ZM244 175V174H243ZM243 175H242V177H243ZM245 175H246V173H245ZM209 176V177H210ZM111 177V179H112V177L113 176H110ZM154 177H157V176H154ZM204 178V179H200V181L204 184V185H206L205 183H206V180L207 179H209V180H213V179H210V178ZM55 178H53V179H55ZM88 178V177H87ZM175 178H177L178 179V177L177 176H175ZM86 179V178H85ZM218 179H220V178H218ZM243 179H245V178H243ZM88 180H89V178H88ZM103 180V179H102ZM107 180H108V178H107ZM106 180V181H107ZM203 180V181H202ZM108 181H110V180H108ZM108 181H107V183H108ZM215 181V180H214ZM219 181V180H218ZM244 181V180H243ZM246 181V180H245ZM80 182L81 183H83L81 180H80ZM88 182H91L90 180L88 181ZM87 182V183H88ZM102 182H104V181H102ZM197 182H199V181H197ZM196 182V183H197ZM36 185L35 186H37V188L38 189H42V190H44V192L46 191V192H48L49 194H51V195H56V196H59V198H60V196L62 197H66V195H65V193H64V189H62V185H60L59 183L57 184L56 182H52V179H51V182L49 183V185H47L48 187H47V189H45V187H44V182H42L40 179H38V178H36L35 179V182H34ZM94 183H96V180H95V182ZM93 182L92 183H90L92 186H93V184H94ZM99 183V182H98ZM88 185V184H86V180H85V183L84 184H82L81 186H80V190H78L79 191V193H81L83 196H84V198L88 201V203L90 204L89 205V211H88V217H89V220L90 221H92V223L94 224V226H95V229H94V234H93V237L92 238H89L88 239V237H86V239H83V240H79V238L78 237H80V235L79 234H77V235H79L78 237H77V235L75 234L74 236H76L77 238H75L74 236V238L75 239H78L77 241H79L78 242V246H79V252H76V251H74V248L72 247L71 248V246L68 244V242H67V240L69 241V243H71V241L69 240V239H67V237L63 234V226L61 225V219H59V217L61 218V216H60V214L58 213L59 212V209H57L56 207L57 206H55V204H54V202H50V204H51V209H52V216H51V218L50 217H48V218H50L51 219V222L49 221V223L48 224H50L52 227H56L57 229H58V235L56 236L57 237V241L55 242L56 243V245H65V244H67V245H69V247H70V249L69 250H71L72 251V249H73V254H77L76 256H78V258L76 257V259H77V264H87V263H85V257L83 258V255H82V252H83V246H87L88 247V250L91 252V254H92V256H93V258L95 259V262H96V264H103L102 263V257H105V259L106 260H108V261H114V263H115V260L117 261V259L119 258V252H120V249L123 247V249L124 248H126L127 250H129V252H130V257H129V261H133L134 260V257H137L138 256V254L139 255H143V251L146 253V251H150V252H155L156 251V249H157V247L159 248L160 246V244H158V245H156V243H153V240L155 239L154 238V236L156 235V233H157V231H161V229H157V228H162V227H159L160 226V223H162L163 222V220H162V218H164V215L166 214L167 215V213H168V215H173V208H174V205L175 206H183V208H184V210H185V212H191L192 214H196V213H199V212H201V210L203 209V204H201L200 203V199H201V197H200V193L198 192V189L200 188V187H197V186H199L198 184L197 185H195L196 187V191L194 190V194L193 195H190L189 197H184L183 196V194H178V195H176L175 197H174V201H171V202H169L168 204L166 203L164 206H162V207H160L159 209H154V207L152 206V202L149 200V201H145L144 202V204L142 203V202H140V205H143V206H141L142 208H144V209H142V211L141 210H139V208H140V205H139V202L137 201V200H134L135 198L134 197H132V195L131 194H129L128 193V190L126 191L125 189H123V188H121L120 189V191H119V194H118V200L121 202V201H124L125 203H127V209H126V211L127 212H129L130 214H132L133 215V219H132V221H130V225H134V226H139L140 227V230L138 231V232H136L135 233V237L139 240V243H137V245H133L132 244V246H131V244H130V242H132V241H130V239H132V237L130 238L129 236H127V235H124L125 233H122L121 234V232L119 233V231H121V230H119V228L117 229V226L119 225V223H118V219L117 218H112V217H109V216H111V215H109V213L107 214L108 216L106 217L105 216V214L104 215H102L100 212H102V209H97L96 208V206H94V202H96V201H99L101 198H103V194H101L100 193V191H98L99 189H98V184L97 185H95L94 184V188H95V186L97 187V190H93L94 188L93 187H91V188H93L92 190L94 191H92L91 190V188H90V186L91 185ZM105 184V183H104ZM210 184V183H209ZM209 184L207 183V187L209 186ZM102 185V184H101ZM203 185V186H204ZM87 186L90 188V189H88L87 188ZM101 187V186H100ZM99 187V188H100ZM201 188H202V186H201ZM212 186H210L209 188H208V190L210 189V191H212ZM88 189V190H87ZM214 189V188H213ZM89 190L90 191H92V196L90 195L89 196V194H91V192H89ZM215 190V189H214ZM18 191V190H17ZM15 189H13V191L11 190V194H9V195H6L5 196V198L2 200V203H3V205H4V207L0 210V211H2L1 212V214H0V264H5V263H3V261L6 259V256L8 255L9 256V254H6V249L7 250H9V251H11V253L12 254H20V259H29L30 257H32V255H34V254H36L37 252V250L38 251H40L39 250V248H40V246L42 247V245L44 244L41 240H39V243L37 244L36 242H37V240H33V239H30L29 237H27L26 236V234H25V231H23L22 229H17V235H18V237H20L22 240H23V242H22V245H20L21 246V248L20 249H16V248H11V249H8L9 248V245L7 244V243H9L8 242V240H10V238H9V235H8V232L10 231H8V232H5L4 231V229L5 228H7L8 226H12V221L14 222L15 221V218H14V216L13 215H15L14 213H15V211H16V209H18V211H17V213L18 212H21L22 214H24V218H26V220H35L36 221V218H35V214H34V210H32L33 209V207H31L30 205H29V202L27 203V200L25 201L24 199V195H22L21 193H19V192H17ZM99 192L101 195H102V197L99 199H97V200H94V202H93V199H96L97 198V196H99L100 197V194H98V193H96V192ZM204 191H206L205 189H204ZM209 191V192H210ZM209 192H208V194H209ZM10 193V192H9ZM43 193V192H42ZM97 194V196H95L96 198H93L92 199V197L95 195V194ZM215 193H216V191H215ZM203 194V193H202ZM211 194H213L212 192L210 193V196H212ZM65 195V196H64ZM105 195V194H104ZM216 195V194H215ZM106 196V195H105ZM192 196V197H191ZM214 196V195H213ZM213 196H212V198H213ZM90 197H91V199H90ZM216 197H217V195H216ZM221 197V196H220ZM219 197V199H223V197L222 198H220ZM24 198V199H23ZM53 198H55V197H53ZM134 198V199H133ZM66 199H67V197H66ZM205 199V198H204ZM211 198L209 197V200H210ZM215 199V198H214ZM218 199V200H219ZM43 200H49V198L47 197V195H45L44 196V198H43ZM60 200H62V199H60ZM68 200V199H67ZM92 200V201H91ZM54 201V200H53ZM206 201H208V200H206ZM216 201H217V199H216ZM222 201V200H221ZM68 203H70L69 201H67ZM66 202V203H67ZM72 202V201H71ZM91 202H93V203H91ZM135 202V203H134ZM220 201H218V202H209L208 204V207H207V210H208V212H209V214H207L206 216H201L200 218H199V223L198 224H196L195 226L196 227H201L205 222H207L208 220H209V215L211 214V213H213L214 211H215V209H217L220 205V203H219ZM72 203H74V202H72ZM133 203H134V205H133ZM77 203L75 202L74 203V206L76 205ZM92 204H93V206H92ZM132 204V205H131ZM135 204L137 205L138 204V207L136 206L135 207ZM177 204V205H176ZM69 205V204H68ZM73 204H71V206H72ZM109 205V204H108ZM70 206V205H69ZM74 206H72L73 208H75ZM77 206V205H76ZM107 206V205H106ZM128 206H129V208H128ZM78 207V206H77ZM94 207H95V209H94ZM108 207V206H107ZM60 208V207H59ZM68 208V207H67ZM66 208V210H68ZM71 208V207H70ZM36 209V208H35ZM64 209V208H63ZM76 209V208H75ZM75 209H74V211H75ZM141 209V208H140ZM65 210V209H64ZM101 210V211H100ZM172 210V211H171ZM214 210V211H213ZM68 211H70V210H68ZM183 211V210H182ZM213 211V212H212ZM63 212V211H62ZM72 212V211H71ZM78 212H80L79 210H78ZM106 213V212H105ZM170 213V214H169ZM229 213H230V211H229ZM59 214V215H58ZM73 214V213H72ZM75 214V213H74ZM176 214V213H175ZM228 214V213H227ZM233 214L235 215V213L233 212ZM16 215H18V214H16ZM76 215H77V213H76ZM115 215V214H114ZM232 214L230 213V215H228L227 217H230ZM71 216H73V215H70V217ZM81 216V215H80ZM80 216H78V217H80ZM117 216V215H116ZM121 215H119V217H120ZM151 216V217H150ZM37 217V216H36ZM74 217V216H73ZM77 217V216H76ZM151 219L152 218V220H149V218ZM234 217V216H233ZM53 218V219H52ZM67 218H69V217H67ZM66 218V219H67ZM75 218V217H74ZM82 218V217H81ZM80 218V219H81ZM147 218H148V220H147ZM165 218H166V216H165ZM170 219L168 220V218H167V220L168 221H166V223L167 224H163V225H167V227H170V226H172L173 224H179V222H182L181 221V219H182V217H181V219H178V216H177V218L176 217H169ZM232 217H230V218H227V219H231ZM71 218H69V219H67V222H71L72 220H70ZM75 219H77V218H75ZM74 219V220H75ZM120 219V218H119ZM233 219V218H232ZM17 220V219H16ZM39 220L41 221V219L39 218ZM69 220V221H68ZM78 220V219H77ZM162 220V221H161ZM166 220V219H165ZM164 220V221H165ZM183 220V219H182ZM185 220V219H184ZM183 220V221H184ZM39 221V222H40ZM61 221V222H60ZM79 221V220H78ZM151 221V222H150ZM161 221V222H160ZM229 220H227V222H228ZM17 222V221H16ZM119 222H120V220H119ZM30 223L32 224V222L30 221ZM118 223V224H117ZM165 223V222H164ZM230 223H231V221H230ZM37 224H40V223H37ZM161 224V226H163ZM258 224V225H257ZM41 225V224H40ZM159 225V226H158ZM231 225V224H230ZM262 223L259 225V223H256L255 225H253V227L251 228L252 230H253V232H255L257 235L261 232V230L262 231H264L263 229H262ZM39 226V225H38ZM49 226V225H48ZM175 226H177V225H175ZM215 227H214V229H212V230H209V232L211 233V235L212 236H214V237H216V239H214V241H213V243H212V240H211V237L210 238H208L209 237V235H206L207 237H206V240L205 241H207L208 243H210V245H211V247H212V249H213V253L215 254H213V253H210V256L212 255V256H217V260L219 259V258H223L224 259V261L226 262V263H230V264H236L237 262H240V261H243V262H246L247 260H254L255 261V259H257V258H262V257H264V246H262V244L261 245H259V246H257L256 245V243L255 244H252L253 246L252 247H254V252H253V254H249V255H247L246 253V255L244 256V255H242L241 257H238V258H232V257H230L229 255H227L226 253L228 252V251H226L227 249H229V247H228V245L229 244H227V243H223L222 242V239L221 238H218V236H233L234 235V233L232 232V229L230 228V226H229V223H216L215 225H214ZM120 227V226H119ZM164 228L162 229V230H164L165 229V227L166 226H163ZM11 229H13V228H11ZM15 229V228H14ZM119 230V231H118ZM250 230V229H249ZM243 234H242V232H241V234L242 235H244V234H248L249 232H251V231H248V229H244L243 230ZM12 234V233H11ZM11 234H10V237H11ZM180 234V233H179ZM241 234L239 235V236H241ZM8 235V236H7ZM14 235V234H13ZM13 235H12V237H13ZM181 236V235H180ZM82 237V236H81ZM156 237V236H155ZM84 238V237H83ZM16 239V238H15ZM199 239V238H198ZM32 240V241H31ZM18 241V240H17ZM35 241V242H34ZM41 241V242H40ZM157 241H159V240H155V242H157ZM170 241V240H169ZM192 241V243L190 242V244L189 245H186V244H184L183 246H181L182 245V242L181 241H178L177 242V237H176V242H175V244H174V240H172V242H171V246L173 245V246H175L176 247V252H175V254L177 255V256H175V258L177 257H179L178 258V260H179V262H178V264H193V263H195L196 261L198 262V261H200V260H204V259H208V262L209 263H206V264H213L214 262H215V260L212 258V257H210L207 253L204 255L203 253H201V250L199 251V248H198V245H200V244H198L199 242V240H197L196 239V241H194V240H191ZM167 242V241H166ZM201 242H202V240H201ZM42 245H41V244ZM161 244H162V240H161V242H160ZM170 243V242H169ZM251 243V242H250ZM5 244H7L6 246L8 247H6L5 246ZM40 244V245H39ZM166 244H168V243H166ZM165 244V245H166ZM242 244H243V241H242ZM46 245V244H45ZM162 245H164V243L162 244ZM164 245V246H165ZM19 246V247H20ZM170 246V245H169ZM202 245H200V247H201ZM44 245H43V247H42V249H44ZM86 247V248H87ZM166 247H167V245H166ZM165 247V248H166ZM186 247H191V249H193V252H191L190 254H186V255H183V252H184V250H187L186 249ZM205 247V246H204ZM210 247V248H211ZM47 248V247H46ZM52 248V247H51ZM58 248V247H57ZM66 248V249H67ZM156 248V249H155ZM162 248H163V246H162ZM169 248V247H168ZM41 249V248H40ZM49 249V248H48ZM54 249H56V247L54 248ZM63 248H58L57 250H58V252H57V250L55 251V255H56V258L58 257L59 258V256H63L64 255V252H59V251H61ZM122 249V251H124ZM201 249V248H200ZM211 249V250H212ZM52 250L53 249H51V251L50 252H52ZM158 250V249H157ZM210 250V251H211ZM67 251V250H66ZM71 251H70V253H71ZM85 251V250H84ZM159 252L161 251V250H158ZM251 251V250H250ZM126 252V251H125ZM128 252V253H129ZM149 252V253H150ZM9 253V252H8ZM41 253V252H40ZM120 253H122V252H120ZM144 253V254H145ZM152 253H150V254H152ZM45 254V253H44ZM47 254V253H46ZM52 254H53V252H52ZM66 254V257L65 258H67L69 255H67V253H65ZM84 254H85V252H84ZM88 254V253H87ZM86 254V255H87ZM154 254H156V252L154 253ZM6 255V256H5ZM11 255V254H10ZM38 255H39V253H38ZM48 256H49V254H47ZM179 255V256H178ZM3 256L5 257V259L3 260ZM7 256V257H8ZM13 256H15V255H13ZM42 256V255H41ZM48 256H46L47 257V259L49 258ZM85 256V255H84ZM89 256H90V254H89ZM149 256V255H148ZM151 256V255H150ZM180 256L181 257H183V261L182 262H180V260H181V258H180ZM39 257H40V255H39ZM44 257V256H43ZM140 257V256H139ZM139 257H137L138 258V260L140 261V264H145L146 262L143 260V258L141 257L140 259H139ZM18 258V257H17ZM33 258H36V256H33L32 257V259ZM52 258H53V256H52ZM55 258V257H54ZM53 258V259H54ZM87 258H88V256H87ZM177 258L176 259H174L173 258V260H175V261H173V264H174V262L175 263H177ZM212 258V259H211ZM50 259H51V256H50ZM60 259H61V257H60ZM68 259V258H67ZM67 259H65V260H67ZM89 259V258H88ZM120 259V258H119ZM214 260L213 262L211 261V260ZM31 260V259H30ZM36 260V259H35ZM41 260V262H42V260H43V258L42 259H40ZM44 260H45V262H47L46 261V259L44 258ZM52 260V259H51ZM55 260V259H54ZM61 260H64V259H61ZM157 260V259H156ZM177 260V261H176ZM263 260V259H262ZM33 261V260H32ZM36 261H38V259L36 260ZM56 261V260H55ZM88 261V260H87ZM169 261V260H168ZM167 261V262H168ZM10 262V261H9ZM31 262V261H30ZM41 262H39L40 264H44V263H41ZM134 262V261H133ZM136 262V261H135ZM138 262V261H137ZM212 262V263H211ZM242 262V263H243ZM257 262V261H256ZM7 263H8V261H7ZM31 263H33V262H31ZM34 263H35V261H34ZM33 263V264H34ZM49 263H52V261L51 262H49L48 261V264ZM171 263V262H170ZM218 263V262H217ZM217 263H215V264H217ZM107 264V263H106ZM132 264H134V263H132ZM172 264V263H171ZM255 264V263H254ZM264 264V263H263Z\"/></svg>",
  "mask_w": 264,
  "mask_h": 264
},
{
  "label": "water",
  "instance_id": "obj_3",
  "mask_svg": "<svg viewBox=\"0 0 264 264\" xmlns=\"http://www.w3.org/2000/svg\"><path fill=\"white\" fill-rule=\"evenodd\" d=\"M119 94H120V93L118 92V93L116 94V97H118ZM197 107H198V106H197ZM181 131H182V130H181ZM181 131H180V132H181ZM85 133H86L85 130H84V131H83V129L80 130V135L83 136V135H85ZM181 136H186V138H183V139L188 140V141H190V142H192V139L194 138L193 135H188V136H187V135H185L183 132H181ZM204 136H206V135H204ZM208 139L210 140L211 138H208ZM62 252H63V251H62ZM139 258H141V257H139Z\"/></svg>",
  "mask_w": 264,
  "mask_h": 264
},
{
  "label": "snow or ice",
  "instance_id": "obj_4",
  "mask_svg": "<svg viewBox=\"0 0 264 264\" xmlns=\"http://www.w3.org/2000/svg\"><path fill=\"white\" fill-rule=\"evenodd\" d=\"M5 8L10 7L9 5H4Z\"/></svg>",
  "mask_w": 264,
  "mask_h": 264
}]
</instances>
